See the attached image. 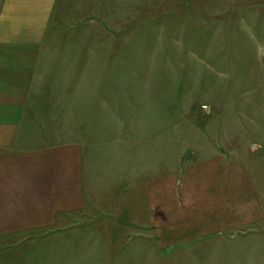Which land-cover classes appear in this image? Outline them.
I'll return each instance as SVG.
<instances>
[{
  "label": "rangeland",
  "instance_id": "rangeland-1",
  "mask_svg": "<svg viewBox=\"0 0 264 264\" xmlns=\"http://www.w3.org/2000/svg\"><path fill=\"white\" fill-rule=\"evenodd\" d=\"M52 7L40 43L0 47V158L68 152L84 186L73 214L0 237V264H217L211 251L228 244L264 264V202L235 207L215 235L228 205L213 219L195 212L197 190L193 209L184 199L187 170L199 169L186 167L208 142L234 151L236 175L264 195V0ZM167 159L166 184L155 179Z\"/></svg>",
  "mask_w": 264,
  "mask_h": 264
},
{
  "label": "crops",
  "instance_id": "crops-1",
  "mask_svg": "<svg viewBox=\"0 0 264 264\" xmlns=\"http://www.w3.org/2000/svg\"><path fill=\"white\" fill-rule=\"evenodd\" d=\"M54 2L55 0H0V47L40 43ZM2 120L0 118V124L4 123ZM3 145H6L5 141ZM207 145L200 154L202 164L186 167L199 169H196L198 177L191 172L188 174L187 170L184 199L188 198L189 201L193 197L190 190H197L194 198L200 204L195 212H200L205 217L208 214L213 217L214 213L220 212L222 206L227 204L229 207L217 214L218 223L214 224L213 229L217 232L215 235H222L234 225L230 224L233 219L229 214L232 215L235 207L240 208L252 202L261 204L264 202V195L252 185L248 177L236 175L240 160L234 151H227L226 156H223L214 144L208 142ZM66 153L60 158L59 154L30 149L23 150L18 155L6 154L0 158V237L26 236L29 231L51 227L52 223L56 224L61 220L62 215L73 214L76 185L78 189L84 186L76 184V181L80 182L81 178L82 182L83 172L82 168H76L73 156L69 157V153ZM228 155L232 157L229 158ZM166 157H170L169 150ZM67 158L72 162L65 163ZM162 168H166V171L162 170L163 174L155 180L166 181L167 184L171 173L169 165L165 167L164 160ZM235 179L243 184L233 202L234 200L226 197L236 191ZM191 205L193 204L189 201V206ZM190 208L193 209L192 206ZM211 252L217 253L214 257L217 264H254L257 261L251 259V254L260 251L228 244ZM241 256L243 260L239 261Z\"/></svg>",
  "mask_w": 264,
  "mask_h": 264
}]
</instances>
